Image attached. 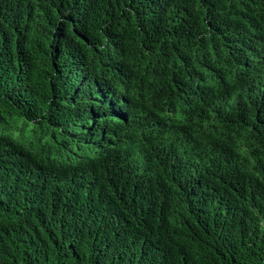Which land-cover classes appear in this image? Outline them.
<instances>
[{"label":"trees","instance_id":"16d2710c","mask_svg":"<svg viewBox=\"0 0 264 264\" xmlns=\"http://www.w3.org/2000/svg\"><path fill=\"white\" fill-rule=\"evenodd\" d=\"M0 264H264V0H0Z\"/></svg>","mask_w":264,"mask_h":264}]
</instances>
